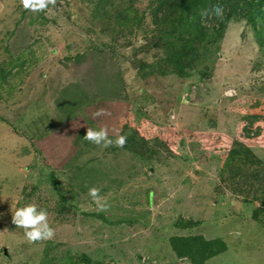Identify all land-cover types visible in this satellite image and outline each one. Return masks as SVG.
Instances as JSON below:
<instances>
[{
    "label": "rangeland",
    "instance_id": "374dc122",
    "mask_svg": "<svg viewBox=\"0 0 264 264\" xmlns=\"http://www.w3.org/2000/svg\"><path fill=\"white\" fill-rule=\"evenodd\" d=\"M102 2L0 0V264H191L171 245L190 236L226 244L204 264H264V32L233 15L180 77L149 0ZM102 127L124 146L83 138ZM27 205L53 238L12 223Z\"/></svg>",
    "mask_w": 264,
    "mask_h": 264
},
{
    "label": "trees",
    "instance_id": "16d2710c",
    "mask_svg": "<svg viewBox=\"0 0 264 264\" xmlns=\"http://www.w3.org/2000/svg\"><path fill=\"white\" fill-rule=\"evenodd\" d=\"M106 2L107 0H103L102 3ZM149 2L150 7H154L149 9V16L151 23L157 29L153 38L154 40L158 38L155 41V43L158 42L156 46H164L162 42L165 41L166 50H171V53L167 52L166 60L162 61L173 65L176 69L175 73L180 77L185 75L187 69H192L197 61L201 65L204 57H211L210 61L212 60L215 46L222 38L233 15L237 14L239 17L246 18L256 32L258 43L262 44L264 0H149ZM216 4H222L225 7L222 20L201 15L206 10L210 12ZM121 15L122 13H119L116 17L123 19ZM125 16L124 20H127L131 14L127 11ZM172 47L175 49L172 50ZM239 147L240 150L232 149L229 157L242 158L241 155L244 154V159L240 160H249L250 153L247 149L240 144ZM262 195L264 199V191ZM262 214H264V206L254 210L253 217L262 223V218H259ZM171 245L178 257L189 259L191 264H204L207 260L226 251L227 248L226 244L220 240H206L201 236L175 237L171 239Z\"/></svg>",
    "mask_w": 264,
    "mask_h": 264
},
{
    "label": "clouds",
    "instance_id": "9594fccd",
    "mask_svg": "<svg viewBox=\"0 0 264 264\" xmlns=\"http://www.w3.org/2000/svg\"><path fill=\"white\" fill-rule=\"evenodd\" d=\"M19 2L25 10L31 11H40L47 8L50 4L53 6L56 4V0H19ZM201 15L222 20L225 15V7L222 4H216L212 7L210 12L206 10L202 12ZM104 114H106L105 109H98L93 113V117ZM83 138L104 148L113 145L116 147H123L126 143V137L124 136H119L115 141L109 139L108 131L103 127L99 130L88 128ZM99 191L98 188H90L88 195L97 202L101 211H105L108 205L106 201H102ZM12 223L16 225V227L24 230V237L29 243L51 239L55 234L54 229L49 226L46 211H37L35 205H27L15 210L14 214H12Z\"/></svg>",
    "mask_w": 264,
    "mask_h": 264
}]
</instances>
